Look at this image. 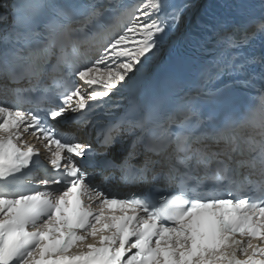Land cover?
Instances as JSON below:
<instances>
[{"label": "snow or ice", "instance_id": "obj_1", "mask_svg": "<svg viewBox=\"0 0 264 264\" xmlns=\"http://www.w3.org/2000/svg\"><path fill=\"white\" fill-rule=\"evenodd\" d=\"M192 6L0 2V264H264V0H223L160 77ZM24 169L43 175L7 190Z\"/></svg>", "mask_w": 264, "mask_h": 264}, {"label": "bare ground", "instance_id": "obj_2", "mask_svg": "<svg viewBox=\"0 0 264 264\" xmlns=\"http://www.w3.org/2000/svg\"><path fill=\"white\" fill-rule=\"evenodd\" d=\"M192 12L189 10H187V12L185 13V15L183 16V19L185 18H189L191 16Z\"/></svg>", "mask_w": 264, "mask_h": 264}]
</instances>
